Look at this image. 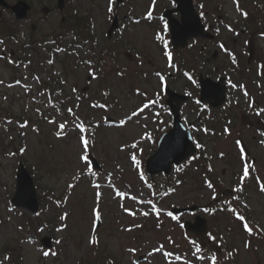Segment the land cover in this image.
Returning a JSON list of instances; mask_svg holds the SVG:
<instances>
[{
    "label": "rangeland",
    "instance_id": "1",
    "mask_svg": "<svg viewBox=\"0 0 264 264\" xmlns=\"http://www.w3.org/2000/svg\"><path fill=\"white\" fill-rule=\"evenodd\" d=\"M6 1L15 2V0ZM25 1L29 2L33 9L26 20L15 19L14 14L9 10H0V19L12 25L17 36L16 38L6 37L0 42V114L4 116L7 114L6 110H10L17 117L16 120L9 121L0 118V138L3 141V145L0 146V249L3 250L5 247L15 250L11 257L0 255V264H38L42 252L38 249L39 237L48 235L59 239V254L55 256L54 252L50 251L44 258L43 264H85L88 261L91 262L90 264H97L92 258L95 248L94 233H92L94 202L104 218L103 223L97 228L100 253L104 250V256L107 253L110 254L118 264H132V260L141 251L148 256L145 264H172L157 251L156 243L163 240L162 233L152 232L150 226L145 231L135 230L140 228H137L139 220H135L138 217L144 218L145 212L148 213V218H154L157 215L153 209L154 205L160 212L158 220L167 222L163 233L171 240L180 235L183 241L177 225H173L163 211L171 205L182 206L197 200L203 194H209L208 183L203 180V177L207 175L204 168H199L195 160L191 159L190 163L183 164L173 173H169L168 178L158 175L150 184L133 172L131 159L128 160L126 155L131 152L132 155L138 153V166L143 168L147 155L140 150L150 149L154 145L156 136H153V132L160 130L167 122L165 111L159 103L151 106V110L147 111L148 116L143 118L140 114L131 117L133 109L139 105L143 106L144 101L151 99L155 101L161 89L157 72L164 78L166 73L170 72L173 77L168 82H171L178 91L182 92L189 87L192 91L195 90L189 76L178 65L169 66L167 57L164 55L163 41L156 39V32L162 28L158 16L167 2L155 0L153 6L151 5L153 0H128L116 8L115 0H112L111 4L110 0H65L64 9L58 12L55 9L56 0ZM204 1L208 5L215 3V0ZM222 2L223 15L226 19L233 18L234 12L230 0H222ZM42 6L50 7L45 17L40 12ZM110 6L111 12L108 11ZM75 8L83 18L84 24L86 23L83 28L89 36L88 40L83 41L74 32L66 31L60 23L61 17L68 21L71 17L69 11ZM207 9L203 7L201 10L205 12ZM151 10L152 17L148 19L147 14ZM115 13L119 16L126 14L128 19L120 25L111 40L106 37L105 31ZM214 17L216 19L217 16L214 15ZM31 24H34V29L31 28ZM53 34L58 35V41L64 49L69 48L66 66H60V62L66 58L65 51L53 54L52 51L55 50L53 49L49 56L46 51L45 53L42 51L37 56L36 52L30 48L28 51L24 47L30 41L44 39L48 42ZM222 34L223 39L229 37L230 32L224 28ZM164 38L166 39V36ZM229 43L228 41L226 44L229 45ZM209 44L211 45L210 53L213 49H217L216 43ZM110 47L113 48L111 53L108 52ZM195 47L196 44H193L192 48ZM10 50L14 51V58L23 55L28 58V62L20 60L16 65H11L14 62L9 58ZM123 50L135 55L132 62L127 61ZM168 51H170L169 41ZM2 53H5L3 58ZM101 55L106 58V61L109 60V67L106 66L101 72H93L97 75L87 82L86 77L90 75V68L88 64L82 62L83 58L86 57L93 64ZM173 56L177 63L181 57H185L189 62L187 49L181 53L175 51ZM223 62H225V55L220 53L214 60L208 59V55L200 56L198 61H192L190 65L196 69H194L195 74L199 71L207 74L210 70L218 74L217 67L219 68ZM50 66H53L52 69H55L56 73L50 69ZM75 67L77 69L74 72ZM50 70L56 76L64 74L62 86L64 92L55 94L52 101L44 91L39 89L40 79H47ZM118 71L124 73L119 74ZM12 82L17 85L12 86ZM53 84H55L54 81L52 85L50 84V92L59 90V87ZM87 84L89 89L85 93V99L83 98L81 105L73 110L71 103L63 100L65 93L78 99V95H82L77 92L74 94L73 88L77 86L79 89ZM103 98L111 104L108 115H111L114 121L130 117L122 128L112 126L108 128L101 124L97 128L96 121H101L99 118L102 113L95 116L94 113L90 114L88 118L94 117V121L87 123L88 118H84L86 106L90 102ZM182 108L183 118L186 121H198L202 111L197 101L190 99L183 104ZM160 114L162 118L159 120ZM21 120H23L22 124ZM56 122L64 125L62 137L55 134ZM79 125H83L85 129L81 131ZM201 135L202 132L196 131L195 137L200 138ZM80 137L88 140L87 154L92 153L98 159L103 168L100 173L90 174V165L80 159L84 154ZM21 139L25 149L22 156L26 164L34 168L38 177L37 192H46L49 189L58 199L63 192L66 193V189L70 188L68 197L61 202L48 198L42 201L39 217L33 219L32 224L36 234L29 231L25 237L23 234L22 238L18 227L22 219L20 215L23 212L30 214L10 204L15 191V170L19 162L18 153L14 152L13 148ZM204 141L206 144L203 148L212 157L216 149L229 152L231 164L226 165L225 162L217 160V155L213 163L218 166V173L226 169V175L222 177L227 183L231 182L234 173L230 169L236 171L239 169L237 158L231 156L233 150L231 141L226 138ZM134 142L139 144L133 150ZM79 171L89 172V174L81 173L82 175L75 182L74 177L80 173ZM180 171L196 176L201 184L191 181L187 187L184 186L177 193L168 197L161 196L162 186L170 181L175 172L177 174ZM123 177L126 181L133 183L131 187L123 184ZM262 177L264 179L263 174ZM94 183L100 185L99 198L97 193L95 194L97 187ZM251 185L254 188L246 191L248 198L244 200L249 205L248 223L252 231L247 233L241 226L232 225L230 218L224 222L226 227L222 228L228 236L225 246L234 253V262L238 264H264V190L261 189L260 193L258 187ZM117 190L123 195H117ZM148 193V197L144 195ZM239 198L238 195L237 201ZM144 199L151 201L144 205L146 201ZM130 212L135 214L131 215ZM127 247H129L128 252ZM219 256L218 254L217 257ZM16 258L17 262H12L11 259ZM173 264L181 263L173 262Z\"/></svg>",
    "mask_w": 264,
    "mask_h": 264
},
{
    "label": "flooded vegetation",
    "instance_id": "2",
    "mask_svg": "<svg viewBox=\"0 0 264 264\" xmlns=\"http://www.w3.org/2000/svg\"><path fill=\"white\" fill-rule=\"evenodd\" d=\"M257 56V59L260 61L262 67L259 70L261 72V85L264 89V60L261 59V53L258 52L257 54H254ZM235 72L237 73V79L242 83H250L251 89L254 92V98L253 103L254 106L252 107V110H244L242 109V114L245 116H248V122L249 126H253L254 124L260 125L262 123V120L260 118H257V120H254L256 118V105H260V93L258 92V69H257V62L255 60L247 61V65H244L243 62H239L235 67ZM262 106V105H261ZM246 108V107H245ZM247 109V108H246Z\"/></svg>",
    "mask_w": 264,
    "mask_h": 264
},
{
    "label": "snow or ice",
    "instance_id": "3",
    "mask_svg": "<svg viewBox=\"0 0 264 264\" xmlns=\"http://www.w3.org/2000/svg\"><path fill=\"white\" fill-rule=\"evenodd\" d=\"M111 2H112V0H110V4H111ZM153 4H155V0H153ZM108 11H109V12L112 11V7H111V6L108 8ZM151 17H152V12L149 11L148 14H147V18H148V19H151ZM167 28H168V25H167V23H165V24H164V30L166 31ZM156 39L159 40V41H163L164 49H165V51H164V55L168 58L169 65L171 66L172 54H171L170 51H168V41H167V40H166V39H165L160 33H157V35H156ZM221 47H223V45H221ZM233 62H235V61H233ZM156 75L160 77V80H161V81L164 80V77H163L159 72H157ZM186 75H187V74H186ZM189 79H191V77H189ZM152 103L154 104L155 101H152ZM144 107L147 108L148 105L145 104ZM142 110H143V109H141V111H142ZM69 111H71V109H69ZM262 111H264V110H262ZM132 115H136V113L134 112ZM123 123H124V121H121V124H123ZM22 126H23V125H22ZM63 127H64V125L61 124V125H60V128L63 129ZM79 127L81 128V131L84 130V129H83V125H79ZM58 135H59V133H58ZM81 139H82V144H83L84 154L80 157V159H81L82 161H84L86 164H90L91 162L89 161V157H88V155H87V149H88V143H89V142H88L87 139H84L83 137H82ZM239 143H240V142L237 141V144H238V145H239ZM133 146H135V145H133ZM197 146L199 147V145H197ZM240 150H241V152L244 151L243 148H241ZM132 160L135 161V162L138 164V161H136V157H135L134 155L132 156ZM89 170H91V169L89 168ZM248 174H249L248 167L245 166V167H244V170H243V175H244L245 177H247ZM95 186H96L97 188L100 187V185H98V184L95 185ZM208 187L211 188V187H212V184L209 183V184H208ZM262 190H264V188H262ZM117 195H121V196H122L123 193H119V192H118ZM99 196H100V193L97 192V197L99 198ZM153 209H154V210L157 212V214L159 215V209H156L154 205H153ZM129 214L134 215L135 213H131V212H130ZM143 215L147 216L148 213L145 212V213H143ZM168 215L171 216L172 214H171V213H168ZM61 218L63 219L64 217H61ZM97 218H99V213H97ZM172 218H173V219H176V217H174V216H173ZM238 218H239L240 220H244V217H243V216H239ZM243 226H244V228H245L247 231H249V232L252 231V229L249 227V225H248L247 223H245ZM161 247H162V246H161ZM197 251H199V249H197ZM47 255H48V253H45V256H47ZM213 259H215V258L213 257Z\"/></svg>",
    "mask_w": 264,
    "mask_h": 264
},
{
    "label": "water",
    "instance_id": "4",
    "mask_svg": "<svg viewBox=\"0 0 264 264\" xmlns=\"http://www.w3.org/2000/svg\"><path fill=\"white\" fill-rule=\"evenodd\" d=\"M25 10H26V7H24V8L22 9L21 14H23ZM19 171H20V179H22L23 176H24V181L27 182L30 193H31L33 196H35V193L33 192L32 182H30V179H29V176H28L27 172L24 171V169H23L22 167H20ZM20 182H21V181L18 180V189H17V191H19V189H20V185H21ZM24 192H27V187H25V188H23V189L21 188V190L19 191V194H21V198H20L21 200L26 199V197L24 196V195H25ZM19 194H18V192H17V193H16V196L13 198L16 204L20 203L19 200H18V196H19ZM32 208H34V207H32Z\"/></svg>",
    "mask_w": 264,
    "mask_h": 264
}]
</instances>
